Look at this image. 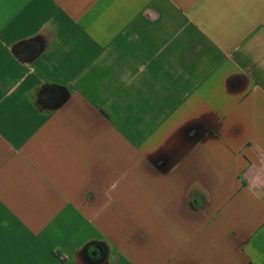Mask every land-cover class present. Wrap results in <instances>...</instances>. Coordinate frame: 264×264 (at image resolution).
Masks as SVG:
<instances>
[{"label": "crops", "instance_id": "1", "mask_svg": "<svg viewBox=\"0 0 264 264\" xmlns=\"http://www.w3.org/2000/svg\"><path fill=\"white\" fill-rule=\"evenodd\" d=\"M0 264H264V0H0Z\"/></svg>", "mask_w": 264, "mask_h": 264}, {"label": "water", "instance_id": "2", "mask_svg": "<svg viewBox=\"0 0 264 264\" xmlns=\"http://www.w3.org/2000/svg\"><path fill=\"white\" fill-rule=\"evenodd\" d=\"M62 98L59 96V95H56L55 96V101H56V103L57 104H60L61 103V101H63V100H61ZM59 101H60V103H59ZM188 129V128H187ZM189 130H194V132H195V136L194 137H197V140L196 141H198L199 139H203L204 137H205V135L208 133L207 131H206V129H204L203 130V128L202 127H190L189 128ZM214 131V130H213Z\"/></svg>", "mask_w": 264, "mask_h": 264}]
</instances>
